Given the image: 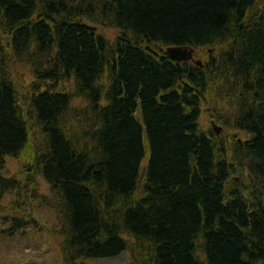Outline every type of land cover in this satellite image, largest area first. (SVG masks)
Segmentation results:
<instances>
[{
    "label": "trees",
    "instance_id": "obj_1",
    "mask_svg": "<svg viewBox=\"0 0 264 264\" xmlns=\"http://www.w3.org/2000/svg\"><path fill=\"white\" fill-rule=\"evenodd\" d=\"M69 1L0 0V32L11 35L19 53L36 52L51 65L39 79H73L93 112L91 154L61 127L73 92L43 91L31 102L47 141L35 162L66 227L56 260L46 262L90 264L132 248L140 264H264V2ZM86 11L129 33L111 44L79 20ZM159 43H219L221 58L205 68L178 64L157 50ZM221 75L235 77L252 97L237 123L247 139L231 153L224 138L216 143L198 123ZM28 140L16 89L0 68V200L17 198L0 202V238L14 241L30 226L39 231L32 202L49 207L47 198L3 176L6 160L18 158ZM236 154L255 187H228L229 164L240 165Z\"/></svg>",
    "mask_w": 264,
    "mask_h": 264
},
{
    "label": "rangeland",
    "instance_id": "obj_2",
    "mask_svg": "<svg viewBox=\"0 0 264 264\" xmlns=\"http://www.w3.org/2000/svg\"><path fill=\"white\" fill-rule=\"evenodd\" d=\"M263 2L264 0H255L256 7ZM96 27L101 35L108 38V42L115 45L117 31L112 30L111 27L105 24H96ZM221 50L223 49L221 48ZM35 53H19L14 48L11 35L4 31L0 32V68L16 89L19 108L29 131L28 145L18 158L9 157L6 160L3 176L14 179L19 185L22 184L23 187H27L28 192L31 195L35 194L36 197H39V200L43 201L44 198H47L49 204L48 207L47 204L41 206L40 203L34 202L33 204L32 202L33 210L36 208L37 211L35 217L37 222L34 224L40 227L38 232L30 226L15 241L6 237L0 238V264H58L46 262V260L52 255L56 260V251L59 250L64 239L65 218L59 214L55 200L52 198V186L40 174L39 167L35 162L39 155L42 156L45 153L47 141L39 127L34 110L31 108L33 97L39 92L50 90L61 92L68 89L71 93L73 92L71 107L62 116L61 123H63V126L61 127L69 138L73 139L72 141L79 146L80 151H91L90 153L93 154L91 150V130L89 128L93 118L91 107L80 99L76 92L78 86L73 79L68 82L62 79L57 84L53 81H50V83L41 81L38 74L43 69H49L51 65L42 61L39 55L36 56ZM197 56L206 64L221 58L219 50L215 52V49L207 52L204 50L202 53H198ZM220 77L222 80L211 86V90L202 104L201 110L203 113L198 123L203 131L212 130L216 143L220 144V141L224 138L223 144L231 153L238 151V140L247 139V133L240 130L237 123L239 122L241 106L244 103H250L252 98L245 93L241 82H232L230 78H228V81L227 79L223 80V75ZM236 155H240V165L233 162L229 164L230 180L228 187L231 191L244 189L246 186L255 187L257 180L249 174V165L241 154ZM146 163L147 161L142 166V176L145 173ZM262 197L264 198L263 193ZM16 200V196L10 194L0 202L9 204ZM256 201H260L257 196L254 198V203ZM22 216H24L22 212H18V217ZM197 246L200 248L198 253L203 254L202 245L198 243ZM131 254H133L132 248L112 259H92L90 264H140L139 261L142 259L139 258L135 261L131 259Z\"/></svg>",
    "mask_w": 264,
    "mask_h": 264
},
{
    "label": "bare ground",
    "instance_id": "obj_3",
    "mask_svg": "<svg viewBox=\"0 0 264 264\" xmlns=\"http://www.w3.org/2000/svg\"><path fill=\"white\" fill-rule=\"evenodd\" d=\"M77 3H78V0H70L68 4H69V6L80 7L79 3L78 4ZM65 6L68 9V6H67L66 3H65ZM99 17L100 16H98L97 13H92V12L89 13L88 11H86V12L80 14L79 20H82L88 27L96 28L97 20L99 19ZM108 27H111L112 30L117 31V34H116L117 38L115 39L116 40L115 41L116 44L119 42L120 39L125 38V36H126V34L128 32V31L124 32L119 26H116V25L113 26V25L110 24ZM129 36L131 37L132 35L129 34ZM219 45L220 44L218 43V44H215V46H204V48H202V47H197V46H194V45L191 46V45H186V44L165 46V45H162L161 43H159L156 47H157V50H159V51L162 48V50H163V52H165L166 56L169 57L170 59H172L174 62H176L172 57L169 56V51L171 49H180V50H183L186 53L185 55L194 56L197 53H202L204 50H205V52H207V51H211V50H214V49H218ZM226 46L222 47V49L225 50ZM227 48H228V46H227ZM199 51H201V52H199ZM176 63H178V62H176ZM183 63L192 64V59L183 60ZM233 81L237 82V79L235 77H233ZM254 83H255V79L254 78H250L249 86L253 85ZM245 93H246V91H245ZM194 248H196L194 250L198 253V251L200 250L199 246H197V244H196V246Z\"/></svg>",
    "mask_w": 264,
    "mask_h": 264
},
{
    "label": "water",
    "instance_id": "obj_4",
    "mask_svg": "<svg viewBox=\"0 0 264 264\" xmlns=\"http://www.w3.org/2000/svg\"><path fill=\"white\" fill-rule=\"evenodd\" d=\"M185 54L186 53L180 49H171L169 51V56L172 57L178 63H183V60H187V59H192L193 62L195 61L194 56L185 55ZM196 63H197V65L201 66V62H196Z\"/></svg>",
    "mask_w": 264,
    "mask_h": 264
}]
</instances>
